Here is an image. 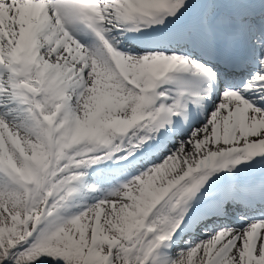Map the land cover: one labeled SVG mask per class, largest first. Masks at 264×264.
<instances>
[{
  "label": "snow or ice",
  "instance_id": "1",
  "mask_svg": "<svg viewBox=\"0 0 264 264\" xmlns=\"http://www.w3.org/2000/svg\"><path fill=\"white\" fill-rule=\"evenodd\" d=\"M0 264H264V0H0Z\"/></svg>",
  "mask_w": 264,
  "mask_h": 264
}]
</instances>
